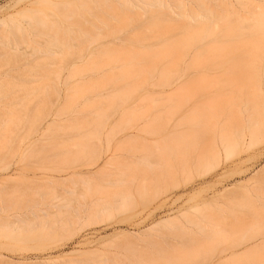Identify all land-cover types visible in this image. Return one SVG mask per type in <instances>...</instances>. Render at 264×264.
<instances>
[{"label": "rangeland", "instance_id": "obj_1", "mask_svg": "<svg viewBox=\"0 0 264 264\" xmlns=\"http://www.w3.org/2000/svg\"><path fill=\"white\" fill-rule=\"evenodd\" d=\"M29 1L0 0V17ZM48 1L39 7L77 3ZM134 19L110 22L106 60L63 81L60 96H44L54 74L86 68L96 51L84 62L80 48L18 62L0 54V73L20 84L0 86V198L11 204L0 220L44 195L97 202L78 222L50 212L33 232L6 225L0 264H264V243L252 247L264 237V49L248 53V35L234 31ZM190 48L200 54L182 64Z\"/></svg>", "mask_w": 264, "mask_h": 264}, {"label": "bare ground", "instance_id": "obj_2", "mask_svg": "<svg viewBox=\"0 0 264 264\" xmlns=\"http://www.w3.org/2000/svg\"><path fill=\"white\" fill-rule=\"evenodd\" d=\"M45 1L47 2L48 0H30L29 4L24 5L13 12H6L5 15L0 17V54H6V56L4 54L3 56L4 58L8 57L7 62H18L21 58L20 55L25 56V59H27L26 53H28V56L63 55L73 48H80V55L75 57V59L78 58L84 62V55L86 53L96 51V53L92 54L94 57L92 58V61L86 65V68H71L69 74L64 80V76H62L61 73H55L54 77H52V85H48L49 88L44 92L45 98L52 97L54 94L60 96V86L63 81L66 85L71 77L77 74L84 75V71L87 70H96L98 68L97 66L106 60L104 59L106 56H103L106 53L104 47L113 43V41L105 42L100 40L103 34H108L110 31H114V29L107 31L113 26L110 22H112V20L120 23L123 21L129 22L135 20L134 16L138 14H150L151 17H154L155 19L161 17L163 21L173 20L179 23H184L187 24V26H190L194 31L201 28L205 32H209L212 29L211 27H214L215 29L221 28L228 35H230V31H234L236 32L235 34L239 35L245 34L249 37L244 46L248 53H254L255 50L264 49V0H228L230 2H227L226 0H94V3L92 4H90V0H77V3L75 2L73 4L71 2H69V4L64 2L63 4H59L60 2H57L58 4L56 3L57 5L55 6L54 3L52 6H55L56 10L53 8V10L49 9L48 11L39 7V5ZM47 3L50 4L49 1ZM147 29H149V27ZM254 38L255 40L259 39L260 42L262 40V42L260 43L258 40L254 41ZM148 47L153 48L152 45ZM123 49L124 50L119 51L121 55L125 56L133 54L132 56L137 59L143 56V54H150L149 50L146 48H143L136 53L127 51L128 48ZM191 49L192 48L181 51L180 59L182 64L187 62L190 57L192 58L193 56L195 57L200 54L196 52L198 48ZM217 51L219 54H227L230 52V46H219ZM236 64L240 65V67H245L242 59H237ZM128 76L129 72L124 71L120 72L118 78H127ZM16 79H19V76H16V74L10 71L0 73V86L20 85L18 82H15ZM169 80L171 83L174 81L171 76ZM31 91L35 92L38 90L32 89ZM261 126H264V124H261ZM129 136H132V134ZM241 137H243L242 132ZM252 177H254V175ZM46 180H48V183L50 184L63 183L61 180L56 179L53 176L48 177ZM39 195L41 196V193H39ZM43 198L38 197L36 199L35 197L33 201H31L32 198L31 200L29 199L35 207H33L32 204L29 205L30 202H28L27 206L29 208L27 209L30 210L29 212L25 211V213L23 212L24 214L18 213L13 220L8 217H6L5 220L3 218L0 222L4 227L0 223V229L6 228L10 230L11 228H8L6 225H14L15 222L20 224L19 222H21V227L18 225L19 230L33 232L38 228V225L50 223L48 221H51V219L44 220L42 218L45 217V214H48L49 216L51 213H54L53 215L68 214L67 217L63 215L65 217L63 221L78 222L82 219V216L86 214L90 218L92 206L95 207L97 205L95 204L97 202H93V204L90 203L92 204L91 208L88 206L90 209H86L82 201L79 202L77 199L76 202H74V199L73 201H70L71 197H69V201H66L67 199H65L64 203L60 198L59 200L62 202H57L56 200L55 203L48 202V197H45V195ZM45 198H47L46 201ZM0 199L2 200V202L0 200V210L1 212H4L2 209L6 208V211L11 204L8 200L4 202H9V205L5 204L3 202L4 199ZM87 203L88 202H86V204ZM43 205L44 207H42ZM31 206L34 209H31ZM100 206H103L104 209L107 207L105 204H100ZM64 207H66V211L63 210ZM54 208L55 211H53ZM97 209L99 211L101 208L98 207ZM40 214H42L41 218ZM31 215H34V217H31ZM0 217L2 218V216ZM33 218L37 221H34ZM6 219L8 220L6 221ZM62 219L63 217L61 220ZM3 221L5 223H3ZM41 221L44 222L39 223ZM32 224L36 225L37 228L36 226L33 227ZM18 227L15 229L18 230ZM34 228L36 229L33 230ZM220 231L221 230H219V232ZM260 241L255 242L252 247L255 249L256 246H261V244L264 243V237H261ZM0 257H2V254H0Z\"/></svg>", "mask_w": 264, "mask_h": 264}]
</instances>
